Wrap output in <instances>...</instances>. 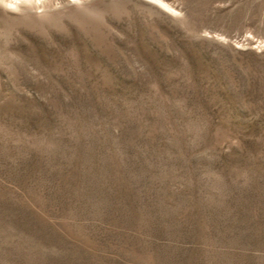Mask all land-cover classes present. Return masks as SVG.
Masks as SVG:
<instances>
[{"label":"rangeland","instance_id":"obj_1","mask_svg":"<svg viewBox=\"0 0 264 264\" xmlns=\"http://www.w3.org/2000/svg\"><path fill=\"white\" fill-rule=\"evenodd\" d=\"M0 264H264V0H0Z\"/></svg>","mask_w":264,"mask_h":264}]
</instances>
